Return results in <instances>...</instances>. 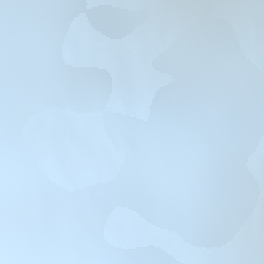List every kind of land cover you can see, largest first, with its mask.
<instances>
[{
  "label": "snow or ice",
  "instance_id": "1",
  "mask_svg": "<svg viewBox=\"0 0 264 264\" xmlns=\"http://www.w3.org/2000/svg\"><path fill=\"white\" fill-rule=\"evenodd\" d=\"M0 264H264V0H0Z\"/></svg>",
  "mask_w": 264,
  "mask_h": 264
}]
</instances>
